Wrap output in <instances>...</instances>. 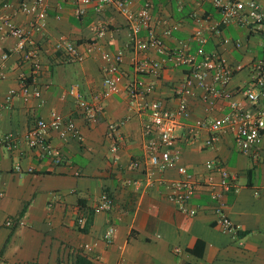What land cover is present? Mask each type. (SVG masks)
<instances>
[{
  "label": "crops",
  "instance_id": "0c3cea01",
  "mask_svg": "<svg viewBox=\"0 0 264 264\" xmlns=\"http://www.w3.org/2000/svg\"><path fill=\"white\" fill-rule=\"evenodd\" d=\"M4 1L9 2L5 10L12 19L26 25L28 18L16 10L17 1ZM45 1L44 27L30 32L31 46L37 49L40 60L34 79L39 97L23 99L16 93L9 101L4 99L6 90L17 87L19 76L26 75L29 67L14 48V37L0 34V136L14 134L11 147L0 143V261L73 264L76 254H82L89 264H264V128L255 158L233 146L230 128L220 130L211 144L204 143L208 136L205 129L187 131L193 117L218 118L232 100L243 101L240 93L232 92L208 105L197 88L198 95L188 99L189 117L174 129L178 162L198 181L186 202L194 213L186 214L165 197V180L178 176L174 166L155 171V179L147 183L142 167H133L130 162L140 159L144 151L141 126L145 113L139 103L163 99L172 105L173 88L183 78L187 65L167 62L155 75L148 70V62L159 55L152 48L144 52L133 49L124 18L115 9L95 12L88 5L76 16L69 0ZM257 1L264 12V0ZM151 2L156 30L166 23L177 24L161 37L168 50L189 40L183 48L186 54L199 58V48L204 53L216 51L228 63L243 64L232 74L227 87L235 91L247 83L249 64L261 53L264 23L263 29L251 30L248 25L230 22L214 34L207 26L218 12L208 0ZM192 14L206 17L202 44L191 37L196 27ZM100 25L104 31L98 35ZM59 37L82 48L87 42H95L101 49H121L122 78L116 90L102 84L104 61L98 50L79 61H67L53 49ZM134 58L146 62L145 70H134ZM210 79L211 72H206L204 81ZM134 80L151 84L152 90L131 102L126 85ZM70 84H76L86 98L97 96L95 120L81 117L75 98L67 92ZM51 109L71 117L81 134L80 139H63L53 130L47 132L49 145L59 153L57 161L50 154H38L23 136L36 118L46 116ZM110 122L115 123L111 136L107 130ZM209 159L232 175L231 187L224 195V211L238 225L234 233L222 231L216 223L212 201L202 183L209 175L217 178V173L205 166ZM128 178L138 180V186L127 183ZM101 191L111 197L106 210L93 208ZM25 201V209L18 215ZM79 216L80 224L76 221ZM7 219L9 224L4 223ZM108 225L113 231L105 241L102 233ZM174 246L178 249L173 250Z\"/></svg>",
  "mask_w": 264,
  "mask_h": 264
},
{
  "label": "built area",
  "instance_id": "2783aa9c",
  "mask_svg": "<svg viewBox=\"0 0 264 264\" xmlns=\"http://www.w3.org/2000/svg\"><path fill=\"white\" fill-rule=\"evenodd\" d=\"M16 10L27 16V24L23 25L15 22L11 14L5 10L8 1H1L2 11L0 12V34L14 37V48L19 52L21 60L27 63L29 72L21 74L18 79L17 87H10L6 90L4 99L9 101L14 94H20L25 99L29 95L39 97L40 93L34 84L36 74L40 69V60L37 49L31 46V31H41L44 27V19L48 3L45 0H16ZM72 4L73 14L80 16L88 5H92L95 12L103 8H112L119 12L127 25L133 49L136 52H144L152 48L159 56L148 62V70L157 74L160 68L167 62L173 65L185 63L187 70L183 78L174 86V103L167 105L163 99H153L139 103L145 118L142 121L141 133L144 137L143 156L130 162L133 167H142L145 182L150 183L155 171H163L169 166H174L178 176L166 179L165 197L177 204L180 211L192 215L194 209L187 206L186 202L198 185V181L188 172L185 166L178 162V151L174 146V129L184 119L189 117L188 99L197 94V88L201 91L199 96L208 105H212L214 100L219 97H229L232 92H239L243 101L232 100L229 109L218 118H208L206 116H195L187 127L189 133L198 129H205L208 136L204 143L211 144L217 138L220 130L227 127L232 130L233 146L242 153L256 157L257 148L260 142L262 130L264 128V40L261 43V53L254 61L249 64L248 81L240 85L235 91L229 89L228 81L232 74L243 67L241 63H228L218 52L210 51L204 53L197 50L200 57L194 54H186L184 47L189 45V40H184L180 45L168 50L161 37L168 35L171 30L177 28L176 23H166L160 30H156L155 20L151 14V0H140L137 5L133 2L137 0H69ZM218 12V17L212 20L207 28L214 34L220 33L221 27L227 23L235 22L248 25L251 30L263 29L264 12L257 0H208ZM196 27L191 33V37L198 44L205 41L202 34L203 21L206 17L192 14ZM104 31V26L97 27V34ZM143 31V35L139 32ZM264 34V29H263ZM238 45V41H235ZM53 49L59 50L63 58L67 61H79L86 54L99 51V57L104 61L102 66V84L110 90H116L122 78L120 62L122 57L121 49L106 50L101 49L95 42H87L84 47H80L76 42H71L57 38L53 42ZM4 56V55H3ZM144 60L133 59L134 70H145ZM211 72V79L204 81V74ZM2 73L0 72V77ZM29 77V81L25 78ZM152 90L151 84L134 80L126 85V92L129 100L133 102L137 97H142ZM67 92L75 98L76 105L81 117L87 121L95 120L99 105L97 96L84 97L76 84H70ZM198 95V94H197ZM115 123L107 125L108 135H112ZM49 130L55 131L60 138L74 137L81 138L80 131L71 117H65L60 112L51 109L48 114L38 117L23 134L24 140L29 147L35 148L38 154H50L53 160H58V151L53 149L47 139L46 134ZM14 134L7 132L0 136V143L11 147ZM114 149V145H112ZM207 168H211L217 173L214 179L211 175L207 176L202 182L208 190V195L212 201L211 209L215 215V221L222 231L232 233L238 229V225L233 223L224 211V195L231 187L232 175L221 164L207 160ZM159 179V178H158ZM127 183L138 186V180L127 179ZM111 205V197L106 191H101L93 208L106 210ZM77 223L82 222V217L76 218ZM9 224L10 220L4 222ZM113 226L108 225L102 238L110 240ZM178 247L174 246L173 250ZM0 264H11L0 261ZM96 264V263H94ZM204 264V263H199Z\"/></svg>",
  "mask_w": 264,
  "mask_h": 264
},
{
  "label": "trees",
  "instance_id": "16d2710c",
  "mask_svg": "<svg viewBox=\"0 0 264 264\" xmlns=\"http://www.w3.org/2000/svg\"><path fill=\"white\" fill-rule=\"evenodd\" d=\"M29 79H30L29 77H26L25 78V81L27 82V81H29ZM26 204H27V201H25L22 204V207L20 208L18 215H21V213H23ZM88 212H91V210H89ZM85 221H86V219L82 223L81 229H84L85 224H86ZM89 263H90L89 260L84 255H82V254H76L75 259H74V262H73V264H89Z\"/></svg>",
  "mask_w": 264,
  "mask_h": 264
}]
</instances>
